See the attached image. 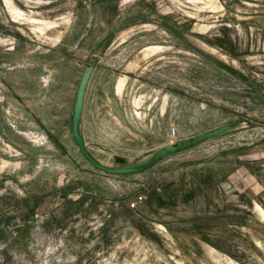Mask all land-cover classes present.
<instances>
[{"label": "rangeland", "instance_id": "obj_1", "mask_svg": "<svg viewBox=\"0 0 264 264\" xmlns=\"http://www.w3.org/2000/svg\"><path fill=\"white\" fill-rule=\"evenodd\" d=\"M261 209L264 0H0V264H264Z\"/></svg>", "mask_w": 264, "mask_h": 264}, {"label": "water", "instance_id": "obj_2", "mask_svg": "<svg viewBox=\"0 0 264 264\" xmlns=\"http://www.w3.org/2000/svg\"><path fill=\"white\" fill-rule=\"evenodd\" d=\"M92 66L86 67L84 70L81 83L78 89L77 98H76V104L74 108V114H73V122H72V131L75 138V142L78 145L81 154L98 170L103 171L105 173L109 174H126V173H133L143 170L148 163H150L153 159H155L161 152H156L148 157H146L144 160L138 162L137 164L128 165L124 167H109L99 160H97L89 151L87 148V145L85 143V139L81 132V120H82V114L84 109V101H85V94H86V88L88 84V80L90 77V74L92 72Z\"/></svg>", "mask_w": 264, "mask_h": 264}, {"label": "bare ground", "instance_id": "obj_3", "mask_svg": "<svg viewBox=\"0 0 264 264\" xmlns=\"http://www.w3.org/2000/svg\"><path fill=\"white\" fill-rule=\"evenodd\" d=\"M11 7V11L14 13V14H16V15H18V16H20V15H22V12L20 11V10H18L17 8H15L14 6H10ZM36 21V20H35ZM261 211L264 213V211L261 209Z\"/></svg>", "mask_w": 264, "mask_h": 264}]
</instances>
